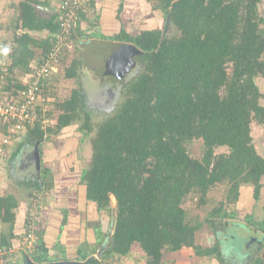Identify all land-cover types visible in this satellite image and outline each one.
<instances>
[{
  "label": "trees",
  "instance_id": "obj_1",
  "mask_svg": "<svg viewBox=\"0 0 264 264\" xmlns=\"http://www.w3.org/2000/svg\"><path fill=\"white\" fill-rule=\"evenodd\" d=\"M146 1L154 4L153 9L161 10L179 33L170 35L161 28H152L132 35L122 29L114 37L133 43L140 52L134 57L138 63L134 73L121 81L123 99L113 112L96 123L95 129L86 109L85 93L77 87L70 97L56 103L60 110L56 123L43 127L39 118L28 124L20 144L38 145L41 154L49 135H57L66 126L82 121L81 137L83 141L90 137L92 156L80 174V184L85 186L86 199L94 203L96 210L115 211L113 233L99 232V246L104 236L109 237L103 258L127 256L138 244L145 253L146 264H164L166 252L184 248L193 249L200 257H215L224 264L219 232L227 228L223 220L238 213L237 209L227 211V205L238 207L242 189L247 185L253 186V197L258 200L264 186V156L254 144L251 126L253 121L264 125L263 94L257 83L258 77L264 78V15L259 8L263 0ZM37 4L45 2L19 3L20 28L25 32L16 34L10 52L4 53L11 57L7 72L0 69L6 74L8 89L12 85L16 90L24 87L19 75L31 70L30 60H40L48 53L61 32L59 12L36 10ZM86 17L81 15L78 27L70 35L68 41L74 46L84 41L79 40L85 36L80 24ZM44 30L48 34L43 39L29 33ZM2 44L7 46L8 41ZM70 51L66 49L62 61ZM83 62L81 57L74 60L65 76L78 77L77 69ZM16 68L21 71L12 77ZM57 73L47 80L50 88L44 91V103L50 101ZM37 106L41 114L42 103ZM195 139L203 142L200 158L192 157L187 147ZM219 148L226 151L218 152ZM42 172L45 174H40V178L29 179L25 184L47 193L53 181L45 180L49 170ZM217 185H227V201L210 210L204 220H199L198 215L192 217L184 206L186 199L198 197V206L207 205L208 193ZM46 202L43 195L40 210ZM19 207L13 194L0 195L2 247H10L20 236L16 232ZM245 220L264 233V219L255 221L251 213ZM66 223L64 216L62 226ZM205 224L216 237L211 246L203 247L196 239ZM37 234V248L32 253L22 252V259L30 256L35 262L86 260L98 251L95 247L89 255L78 246L70 255L72 245L61 244L60 238L53 246L59 255L54 256L44 243L41 222ZM251 261L264 264V250L263 255ZM18 263L21 264L20 258ZM97 263L93 257L87 264ZM3 264L12 263L6 260Z\"/></svg>",
  "mask_w": 264,
  "mask_h": 264
},
{
  "label": "rangeland",
  "instance_id": "obj_2",
  "mask_svg": "<svg viewBox=\"0 0 264 264\" xmlns=\"http://www.w3.org/2000/svg\"><path fill=\"white\" fill-rule=\"evenodd\" d=\"M17 1V0H16ZM58 1L54 3V7H57ZM145 8V13L143 18H148L151 13L148 14L146 10H155L153 9L154 4L147 3L143 4ZM260 12L264 15V0L260 3ZM156 13V21H152L146 25H157L166 34L175 35L178 30L173 24L169 23L166 27L167 18L165 14L161 10H157ZM154 13V14H155ZM152 15L151 18H153ZM17 23L15 24V28L5 30V33L2 32L0 38L8 37V46H12V42L15 41V36L17 34ZM144 23V26H146ZM264 27V26H263ZM3 28V25L1 26ZM4 29V28H3ZM139 30L136 29L134 33ZM4 31V30H3ZM8 32V34H6ZM179 33V32H178ZM42 35V34H41ZM40 35V36H41ZM6 40V41H7ZM86 40V39H81ZM98 40V39H96ZM128 50H132L130 42H123ZM72 44V43H71ZM97 44V43H96ZM92 41L89 43L88 41L78 44L74 46L72 44L71 51L68 53L66 58L62 61L61 66L59 67V72L57 76L54 78L53 90L51 91V95H49V103L51 105L50 111L47 115L48 122L46 123L47 127L49 125L53 126L56 123L57 116L60 113L57 102H61L65 100L67 97H70L72 94V90L81 87L82 82L85 83L83 85V89L85 91V98L87 100V111L91 114V120L94 128H97L96 123L101 122L104 116H107L113 112L116 108L117 103L121 102L122 97V85L121 81L130 76L131 73H134L137 68V62L134 60V65L131 70L127 72L120 78H116L115 74L111 71L113 67H110L111 74L108 73L107 66H103L101 63V55H105V50L101 48V46H97ZM80 45V46H79ZM77 48V49H76ZM9 49V48H8ZM79 57L84 59V62L80 68L77 69L78 77L67 78L65 75L67 74V68L72 67V62L78 59ZM8 58V56H7ZM17 69V68H16ZM32 70V69H31ZM15 70L13 76H17L18 71ZM29 71L28 73H30ZM19 75V80L22 82L27 78V74ZM18 80V79H16ZM257 83L260 87V90L263 94L261 99V104L264 105V78L258 77ZM122 85V86H121ZM82 123H73L69 126L63 128L57 135L51 134L44 141V147L48 149L59 150L60 153H65L68 150H73L71 153L74 156L75 161L79 162L78 167H86L91 161L92 156V145L90 142V137L83 141L81 137V132L79 129L80 124ZM252 135L254 139V144L258 150V152L264 156V125L258 124L256 121L252 123ZM48 128V127H47ZM94 129V132H95ZM26 131V130H25ZM24 131V132H25ZM93 132V133H94ZM92 133V135H93ZM25 133L22 134L21 139L19 141H24ZM33 147V146H32ZM187 147L189 149V153L192 157L200 158L203 153V142L200 139H195L189 143H187ZM63 148V149H62ZM226 151V148H219L218 152ZM9 165L12 163L8 162ZM12 175L14 180V176L16 173L12 171L9 173ZM27 179V180H26ZM30 178L25 177L22 181L17 182L18 185L12 186L11 188L6 187L3 191L4 195L13 194L20 203V207L18 209V215L21 211L20 221L18 222V227L24 228V224L27 215V205L28 202L32 198H38L39 195L41 197L46 198V201H50L49 206L51 205L52 195L55 194V189L49 190L46 193L36 190L34 187H29L25 183H28ZM264 182V181H263ZM65 183L62 180V184ZM65 187V186H64ZM60 188L58 189V191ZM66 191L62 190V193L66 194ZM78 192V191H77ZM0 194V195H2ZM228 192L227 185H217L213 187L208 193V203L204 206H198L197 200L198 197H188L184 203V206L190 211V215L192 217H196L198 215L199 220H204L207 217V214L214 207L219 206L221 201H227ZM81 201V202H80ZM80 208L82 214L85 216L81 222L82 228V239L81 243L83 244L82 250L88 252L89 255L92 252V249L96 247L95 254H91L89 257H95L98 259L97 264H105L106 262H110L111 264H146L145 253L141 250L138 244H134L131 252L127 256H108L103 258V252L105 251L108 243V236H104V241L101 246H99L98 240L100 238L99 232H104L105 234L111 235L113 233L115 227V211H98L95 208L93 202L87 201L86 197L82 195L80 197ZM22 203V204H21ZM116 202L113 199L112 205L113 208ZM54 207V203L52 205ZM237 209V216L233 218H225L223 221L226 223L227 228L223 229L219 232L220 239L223 243V253L226 259L224 264H251L252 259L255 257L263 255L264 250V233L261 230H256L255 226H250L245 220V216L247 214H253L255 221H262L264 219V186L261 191V195L258 200H255L253 197V186L247 185L242 189V196L238 203V207L236 204L227 205V211H232ZM37 215L40 223V219L42 218L41 210L37 209ZM86 213V214H85ZM82 214L80 215L82 217ZM22 228V230H23ZM21 233V232H20ZM95 234V236H93ZM257 236H260L261 239ZM215 233L209 227V224H205L201 230L197 233L196 242L198 245H202L203 247L211 246L215 240ZM257 238L252 241V238ZM16 239L14 242L17 245ZM260 242L259 248L250 247L255 241ZM49 242V241H48ZM17 257V256H16ZM18 260V257H17ZM164 264H220L218 259L215 257H207V256H198L195 255L194 250L189 248H184L182 251L175 252H166L164 255Z\"/></svg>",
  "mask_w": 264,
  "mask_h": 264
},
{
  "label": "crops",
  "instance_id": "obj_3",
  "mask_svg": "<svg viewBox=\"0 0 264 264\" xmlns=\"http://www.w3.org/2000/svg\"><path fill=\"white\" fill-rule=\"evenodd\" d=\"M20 1L22 0H0V35L2 32L5 33V30L8 29V27H10V29L15 28L16 23L17 35L20 36L25 32L20 28L21 21L19 22ZM41 1L45 2V5L37 4L36 10H38L39 6H45L56 11L57 7H54L53 5L58 0ZM144 3L147 4L148 2L146 0H95L97 12L89 14V16H87L85 20H82L80 24L81 28L85 32L83 39H86L87 41L91 39H98L99 41L123 43L127 41L114 39L116 35L121 33L122 29H125L128 33L133 35L135 34V30L138 28V32L143 29L160 28L157 25H154L153 27H151L152 25H146L153 20H157L155 17V12H157V10H146L148 14L151 13V15L146 19L143 18L145 13V8L143 7ZM152 15H154L153 18H151ZM144 23L146 26H144ZM2 25L4 29L1 28ZM29 33L32 37L43 39L46 38L48 31H29ZM6 34H8V32H6ZM88 34L91 35L90 38L88 37ZM7 38L8 37L0 38V42L6 41ZM80 39L82 38L79 37V40ZM4 47L6 53H8L10 52L12 46L7 45ZM10 58L11 57H8L9 63H11ZM35 60V58L30 60V68L33 66ZM17 71L20 72L21 68H17ZM83 85H85V83L82 82V89ZM20 143L21 141L16 142L11 147L7 156L0 161V194L4 193L3 191L9 185L10 186L8 188L18 185L17 182L22 181L25 177H29L32 180L34 178H40V174H45L42 172L43 170H49V175H46L45 180H49V178L52 179L53 186L51 187V190L55 189V194L52 195L51 205L49 206L50 201H47L40 211L42 212V218L40 219L41 229L43 237L45 238L43 240H45L44 243L46 246L49 247L50 253L56 256L59 255V251L54 249L53 246L58 244V239L61 238V240H63L61 244L66 243L67 246H69V244L72 245V247L69 246L72 248L69 250L70 255H72L76 252L78 246L83 248V244L81 243V234L83 233L80 224L85 216L82 214L79 204L81 202L80 197H82V195L84 198L86 197L85 186L80 184V174L85 167H78L79 162H77V160L75 161L74 156L72 155L73 150L60 153V149L54 150L46 147L42 150L41 154L39 151V168L34 154V149L38 145L32 147V145L24 143L21 145ZM9 161H11L12 166L11 164L9 165ZM11 168L12 171L16 173L14 180L12 175L9 174L11 172ZM62 180H64L65 183L62 184ZM59 188L60 190L58 191ZM62 190H67L66 194L62 193ZM53 203L54 207L52 206ZM21 213L24 212L21 211L19 213L20 215L17 216V233H20L23 228V225L22 227H18ZM81 214L82 217L80 216ZM64 216L67 218V223L62 226ZM93 236H95V234ZM13 243L15 244V242ZM17 253L21 264H27V256H24V259H22V251L17 250Z\"/></svg>",
  "mask_w": 264,
  "mask_h": 264
},
{
  "label": "built area",
  "instance_id": "obj_4",
  "mask_svg": "<svg viewBox=\"0 0 264 264\" xmlns=\"http://www.w3.org/2000/svg\"><path fill=\"white\" fill-rule=\"evenodd\" d=\"M60 17L61 32L56 35L57 39L51 49L40 60H35L31 66V72L25 78L24 87L17 89L6 88V72L10 65L4 53L5 47L0 42V161L10 152L11 147L21 139L22 134H26L28 124L41 118L43 127L48 122L47 115L51 105L44 103V91L50 88L47 81L54 73L58 72L62 58L65 56L66 49H71L72 44L69 40L80 22L82 14L89 15L97 12L95 0H58L57 9ZM50 100V99H48ZM42 103V113L37 109V105ZM4 128L6 130H4ZM25 131V132H24ZM43 197L32 198L27 206V219L25 227L17 238V245L10 247L0 246V264L8 260L12 264H19L17 260V250L22 252H34L38 246L39 236L37 209ZM27 220V221H26ZM105 264H111L106 262Z\"/></svg>",
  "mask_w": 264,
  "mask_h": 264
},
{
  "label": "water",
  "instance_id": "obj_5",
  "mask_svg": "<svg viewBox=\"0 0 264 264\" xmlns=\"http://www.w3.org/2000/svg\"><path fill=\"white\" fill-rule=\"evenodd\" d=\"M38 10H41L43 12L52 13L55 12L54 10L45 7V6H39ZM170 20L167 18L166 21V27L168 26ZM165 32V31H164ZM87 40H84L86 42ZM93 42L97 46H101L102 49L105 50V55H101L102 59V65L107 66L108 73L111 74L109 70L110 67H113V70H111L116 78H120L123 75H125L127 72H129L134 65V57L136 54H138L140 51L138 48L131 44L132 50H128L126 46H129L128 44L125 45L124 43H116V42H110V41H99V40H88V42ZM82 43V42H81ZM112 75V74H111ZM34 154L36 157V161L38 162V166L40 168V154H39V147L36 146L34 149ZM257 238H252V241ZM93 257H89L86 260H76V259H64V260H56V261H49V262H35L32 260L30 256L26 257V263L27 264H87L89 261L92 260Z\"/></svg>",
  "mask_w": 264,
  "mask_h": 264
},
{
  "label": "flooded vegetation",
  "instance_id": "obj_6",
  "mask_svg": "<svg viewBox=\"0 0 264 264\" xmlns=\"http://www.w3.org/2000/svg\"><path fill=\"white\" fill-rule=\"evenodd\" d=\"M257 237H259L260 239H261V237L260 236H257ZM250 247H256V248H259V246H260V242H259V240L258 241H255L252 245H249Z\"/></svg>",
  "mask_w": 264,
  "mask_h": 264
}]
</instances>
